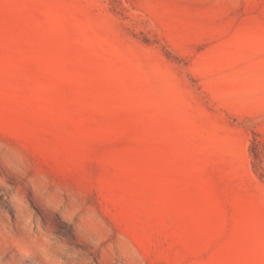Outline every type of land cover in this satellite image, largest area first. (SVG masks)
<instances>
[{
  "label": "rangeland",
  "instance_id": "obj_1",
  "mask_svg": "<svg viewBox=\"0 0 264 264\" xmlns=\"http://www.w3.org/2000/svg\"><path fill=\"white\" fill-rule=\"evenodd\" d=\"M0 264H264V0H0Z\"/></svg>",
  "mask_w": 264,
  "mask_h": 264
}]
</instances>
